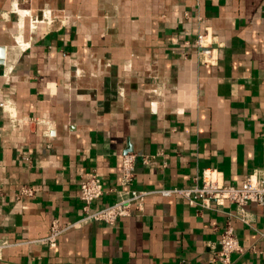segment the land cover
<instances>
[{
	"label": "crops",
	"instance_id": "1",
	"mask_svg": "<svg viewBox=\"0 0 264 264\" xmlns=\"http://www.w3.org/2000/svg\"><path fill=\"white\" fill-rule=\"evenodd\" d=\"M126 153L154 192L113 225L80 222L81 180L120 189ZM206 169L234 185L264 170V0H0V264H219L228 219L232 264H264L257 204L243 221L155 192ZM53 219L78 225L49 245Z\"/></svg>",
	"mask_w": 264,
	"mask_h": 264
},
{
	"label": "built area",
	"instance_id": "2",
	"mask_svg": "<svg viewBox=\"0 0 264 264\" xmlns=\"http://www.w3.org/2000/svg\"><path fill=\"white\" fill-rule=\"evenodd\" d=\"M46 19L50 20L48 17ZM202 38V34L197 36L194 41L195 46L198 52L208 54L210 50L204 46ZM135 157L134 153H126L121 158L120 189L106 188L103 177L95 170L81 180L78 193L82 210L80 222L102 221L113 225L119 218L129 216L133 208H142L145 197L154 191L138 190L132 187L135 178ZM25 159L27 160V157ZM212 171V169H206L200 183H194L186 188L162 189L155 192L162 196L178 194L188 205L196 204L197 200H200L204 206L211 203L216 206L234 205L238 216L243 221H247L243 213L244 207L249 203L260 206L264 215V170L246 175L241 185L220 183L213 176ZM110 192L115 194L112 203L99 208L92 207L98 199ZM31 195H33V188L23 185L16 197ZM77 225L78 223L59 225L58 221L53 219L44 241L52 245L68 227ZM8 245V242L0 241V249ZM238 251H240L238 238L234 226L228 219L221 227L218 249L213 252L212 261L219 264H232L231 254ZM179 264L184 262L181 261Z\"/></svg>",
	"mask_w": 264,
	"mask_h": 264
},
{
	"label": "water",
	"instance_id": "3",
	"mask_svg": "<svg viewBox=\"0 0 264 264\" xmlns=\"http://www.w3.org/2000/svg\"><path fill=\"white\" fill-rule=\"evenodd\" d=\"M1 51H2V49H1Z\"/></svg>",
	"mask_w": 264,
	"mask_h": 264
}]
</instances>
